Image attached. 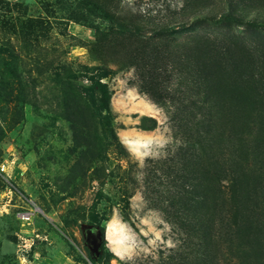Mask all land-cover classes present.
Instances as JSON below:
<instances>
[{
	"label": "rangeland",
	"instance_id": "1",
	"mask_svg": "<svg viewBox=\"0 0 264 264\" xmlns=\"http://www.w3.org/2000/svg\"><path fill=\"white\" fill-rule=\"evenodd\" d=\"M76 1L0 0V264H105L107 250L109 264H159L178 239L149 200L144 168L148 158H165L180 136L170 119L174 106H160L142 90L129 51L153 25H174L173 44L199 31L213 39L226 34L261 64L264 82V29L238 23L264 20V0H92L121 20L122 30L146 28L139 41L96 40L86 21L72 19ZM220 13L228 27L191 23ZM97 81L112 92L110 115L123 156L104 131ZM145 104L155 114L141 111ZM128 133L150 137L140 154L123 142ZM37 208L30 221L20 218ZM110 223L118 228L112 237H122L121 254L108 236Z\"/></svg>",
	"mask_w": 264,
	"mask_h": 264
},
{
	"label": "trees",
	"instance_id": "2",
	"mask_svg": "<svg viewBox=\"0 0 264 264\" xmlns=\"http://www.w3.org/2000/svg\"><path fill=\"white\" fill-rule=\"evenodd\" d=\"M72 13V19L86 21L96 40L127 35L139 41L147 33L137 25L122 30L121 20L92 0H77ZM106 20L111 24L102 27ZM202 21L228 27L230 19L221 13L218 19L200 14L191 23L198 28ZM238 23L264 29V20ZM148 31L147 40L137 42L129 56L142 90L160 106H174L170 119L180 136L179 144L168 147L166 159L148 158L144 168L149 200L178 239L159 264H264L261 64L242 45L234 48L226 34L213 39L211 32L199 31L185 37L190 41L173 44L174 25H153ZM170 81L175 86L168 87ZM95 89L106 136L123 156L110 115L112 92L104 81H97ZM150 120L152 129L156 121ZM122 196L119 205L125 211L127 199ZM106 255L109 264L113 255L109 250Z\"/></svg>",
	"mask_w": 264,
	"mask_h": 264
},
{
	"label": "bare ground",
	"instance_id": "3",
	"mask_svg": "<svg viewBox=\"0 0 264 264\" xmlns=\"http://www.w3.org/2000/svg\"><path fill=\"white\" fill-rule=\"evenodd\" d=\"M142 104V103H141ZM140 108V107H139ZM141 111L153 114L155 110L147 104L141 107ZM156 112V111H155ZM155 114V113H154ZM123 142L125 145L134 153L140 154L141 153V148L145 146L149 141L150 137H144L141 136L140 134H135V133H128L123 135ZM113 230H118V228L115 227L114 223L109 224L108 228V236L112 242H114L115 247L114 250L116 253L121 254L122 247H121V240L122 237H112V231Z\"/></svg>",
	"mask_w": 264,
	"mask_h": 264
},
{
	"label": "built area",
	"instance_id": "4",
	"mask_svg": "<svg viewBox=\"0 0 264 264\" xmlns=\"http://www.w3.org/2000/svg\"><path fill=\"white\" fill-rule=\"evenodd\" d=\"M38 209L39 208L33 210V212H23V213H21L20 218L25 220V221H30Z\"/></svg>",
	"mask_w": 264,
	"mask_h": 264
}]
</instances>
